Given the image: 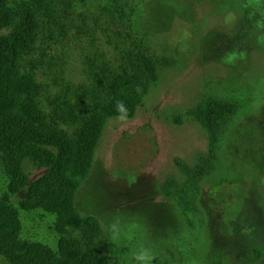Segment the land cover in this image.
Returning a JSON list of instances; mask_svg holds the SVG:
<instances>
[{
    "label": "rangeland",
    "instance_id": "rangeland-1",
    "mask_svg": "<svg viewBox=\"0 0 264 264\" xmlns=\"http://www.w3.org/2000/svg\"><path fill=\"white\" fill-rule=\"evenodd\" d=\"M64 1L62 34L42 28L32 44L52 137L79 135L52 119L59 98L102 116L109 77L144 58L155 73L133 119L107 120L90 172L63 168L79 226L29 199L49 169L27 160L14 174L0 155V213L19 241L51 249L44 264H264V0ZM215 100L220 119L206 113Z\"/></svg>",
    "mask_w": 264,
    "mask_h": 264
},
{
    "label": "trees",
    "instance_id": "trees-1",
    "mask_svg": "<svg viewBox=\"0 0 264 264\" xmlns=\"http://www.w3.org/2000/svg\"><path fill=\"white\" fill-rule=\"evenodd\" d=\"M64 5V0H23L11 6L9 0H0V155L4 167L14 174L23 170L27 160L49 169L30 186L28 197L55 214L61 225L76 227L82 218L76 206L78 187L63 168L72 163L81 176L90 172L107 120L119 118L118 103L126 109V120L137 115L150 91L149 79L155 73V64L144 58L135 63L133 71L109 77L103 91L106 101L101 103L102 116L85 117L88 109L68 98H59L52 119L78 125L79 135L73 146L52 137L42 128L46 120L45 96L35 76L44 56L33 57L36 50L32 44L42 28L62 34ZM223 111L224 104L215 100L206 113L220 119ZM18 232L17 219L10 212L0 213V256L7 264L50 261L51 249L22 243ZM66 264L82 262L69 255Z\"/></svg>",
    "mask_w": 264,
    "mask_h": 264
},
{
    "label": "clouds",
    "instance_id": "clouds-1",
    "mask_svg": "<svg viewBox=\"0 0 264 264\" xmlns=\"http://www.w3.org/2000/svg\"><path fill=\"white\" fill-rule=\"evenodd\" d=\"M117 110H118V112L120 113L119 118H120L121 120H124V119L127 118L126 109H125V107L123 106L122 103H118ZM141 258H142V257H141Z\"/></svg>",
    "mask_w": 264,
    "mask_h": 264
}]
</instances>
